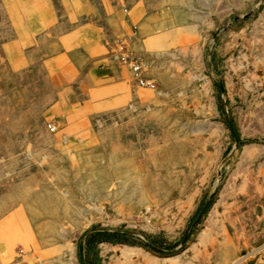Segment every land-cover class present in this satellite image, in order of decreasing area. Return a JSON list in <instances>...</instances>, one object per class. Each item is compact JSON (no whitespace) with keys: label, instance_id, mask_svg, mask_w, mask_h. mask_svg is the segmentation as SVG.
<instances>
[{"label":"rangeland","instance_id":"374dc122","mask_svg":"<svg viewBox=\"0 0 264 264\" xmlns=\"http://www.w3.org/2000/svg\"><path fill=\"white\" fill-rule=\"evenodd\" d=\"M0 264H264V0H0Z\"/></svg>","mask_w":264,"mask_h":264},{"label":"built area","instance_id":"2783aa9c","mask_svg":"<svg viewBox=\"0 0 264 264\" xmlns=\"http://www.w3.org/2000/svg\"><path fill=\"white\" fill-rule=\"evenodd\" d=\"M136 70H137V68H136Z\"/></svg>","mask_w":264,"mask_h":264},{"label":"bare ground","instance_id":"6f19581e","mask_svg":"<svg viewBox=\"0 0 264 264\" xmlns=\"http://www.w3.org/2000/svg\"><path fill=\"white\" fill-rule=\"evenodd\" d=\"M71 249V248H70Z\"/></svg>","mask_w":264,"mask_h":264}]
</instances>
